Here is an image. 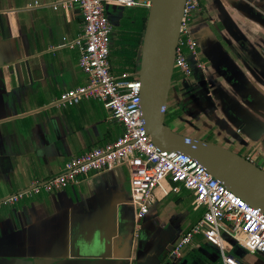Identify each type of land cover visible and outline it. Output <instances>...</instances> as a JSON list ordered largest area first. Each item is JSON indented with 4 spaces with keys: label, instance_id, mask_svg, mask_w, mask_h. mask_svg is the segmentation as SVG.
<instances>
[{
    "label": "crops",
    "instance_id": "1",
    "mask_svg": "<svg viewBox=\"0 0 264 264\" xmlns=\"http://www.w3.org/2000/svg\"><path fill=\"white\" fill-rule=\"evenodd\" d=\"M199 1L197 55L187 54L192 73L174 70L166 119L176 133L264 170V0ZM112 7V44L130 11H149ZM82 32L80 10L59 0H0V264H224L205 234L172 256L207 211L183 184L172 183V192L137 219L152 166L139 155L63 190L29 192L126 131L98 100L56 106L63 93L88 83L78 50L67 45ZM221 236L226 254L241 264H264V253Z\"/></svg>",
    "mask_w": 264,
    "mask_h": 264
},
{
    "label": "built area",
    "instance_id": "2",
    "mask_svg": "<svg viewBox=\"0 0 264 264\" xmlns=\"http://www.w3.org/2000/svg\"><path fill=\"white\" fill-rule=\"evenodd\" d=\"M59 3L68 8L76 7L81 12L83 32L67 45L78 50L79 65L88 75V83L63 93L56 106L70 107L83 100H98L113 113L126 131L118 141L73 158L63 173L35 182L29 192L52 193L63 190L83 176L112 169L139 155L152 166L138 203L137 219L146 217L156 201L172 192V183L183 184L193 193L196 203L207 209L201 221L176 243L172 256L179 257L196 234H205L219 245L224 264H241L226 254L221 236L223 232L234 237L244 250L264 253V212L234 194L191 156L173 150H159L143 120L139 78L123 81L111 70L114 27L107 11L108 6L149 9L151 0H59ZM200 12L199 0H186L174 65L186 77L192 73L187 54L197 55L192 22ZM20 196L22 194L12 196L9 200L16 201Z\"/></svg>",
    "mask_w": 264,
    "mask_h": 264
},
{
    "label": "water",
    "instance_id": "3",
    "mask_svg": "<svg viewBox=\"0 0 264 264\" xmlns=\"http://www.w3.org/2000/svg\"><path fill=\"white\" fill-rule=\"evenodd\" d=\"M185 4L186 0H151L138 73L147 132L159 150L191 156L234 194L264 212L262 168L230 149L176 133L166 124Z\"/></svg>",
    "mask_w": 264,
    "mask_h": 264
},
{
    "label": "trees",
    "instance_id": "4",
    "mask_svg": "<svg viewBox=\"0 0 264 264\" xmlns=\"http://www.w3.org/2000/svg\"><path fill=\"white\" fill-rule=\"evenodd\" d=\"M131 13V15H130ZM129 17H125L115 34L114 46L118 47L116 68L111 67L115 76L123 81H131L136 78L137 63L141 56L144 34L148 21L149 11L133 9ZM112 65V64H110Z\"/></svg>",
    "mask_w": 264,
    "mask_h": 264
},
{
    "label": "rangeland",
    "instance_id": "5",
    "mask_svg": "<svg viewBox=\"0 0 264 264\" xmlns=\"http://www.w3.org/2000/svg\"><path fill=\"white\" fill-rule=\"evenodd\" d=\"M112 46H114V44L111 45V50H112ZM117 49H118L117 46H116V47H113V51H112V53H111V55H110V64H112L111 67H113L114 69L117 67L116 64H118V62H117V60H116V58H117V52H116V50H117ZM169 119H170V118L167 117V119H166V124H167L169 127L173 128V126H172V124L170 123V120H169Z\"/></svg>",
    "mask_w": 264,
    "mask_h": 264
}]
</instances>
